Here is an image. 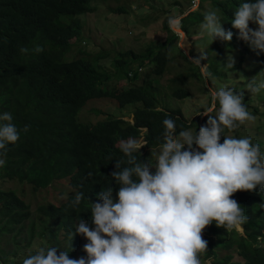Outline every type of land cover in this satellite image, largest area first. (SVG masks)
<instances>
[{
    "label": "trees",
    "instance_id": "16d2710c",
    "mask_svg": "<svg viewBox=\"0 0 264 264\" xmlns=\"http://www.w3.org/2000/svg\"><path fill=\"white\" fill-rule=\"evenodd\" d=\"M241 2L244 0H196V7L180 16L183 17L181 29L186 34L187 26L201 20L204 12L216 10L225 31L237 34L231 20ZM94 9L91 0H0V114L10 112L12 123L20 133L19 140L7 146L6 163L0 167V183L4 180L23 182L34 192L53 181H66L69 193L61 195L63 198L59 202L36 201L33 210L43 215L47 247H57L58 252L67 250L70 258L81 237L74 229L78 217L94 227L89 201L98 202L97 194L107 187L118 191L119 185L110 173L115 170V160L125 159L119 148L120 141L141 137L145 143L143 149L161 145L162 121L166 114L176 120L177 133L191 126L198 132L207 121L203 115L185 119L178 107H158L156 92L146 78L141 75L142 79L136 82V70L140 65L149 62L147 73L158 78L171 59L167 52L176 34L167 21L163 25L169 35L163 40L148 41L141 53L130 48L118 50L110 60L112 70L104 71L97 60L104 53L89 59L80 45L88 38L81 34V20L77 15ZM64 16L68 19L60 20ZM36 46L43 51L35 52ZM21 48H27L28 52H21ZM240 49L241 54H249L252 61L264 63V53L257 54L247 42L243 41ZM180 54L189 60L182 51ZM221 54L220 50L216 58ZM137 60L135 70L131 63ZM120 70L126 83L107 84L110 76ZM170 94L180 98L186 96L187 91L174 86ZM92 99L121 109L131 104L125 111L131 119L110 112L100 117V111L94 107H91L92 113L98 116L93 122L77 119V111ZM136 101L141 105L135 106L133 102ZM25 125L29 126L27 132L23 131ZM261 125L264 139V123ZM228 131L225 129L222 135ZM141 149L137 155L142 162ZM16 190L15 186L0 188V245L12 239V235L5 236V232L14 230L16 234L27 228L24 246L35 233L30 200L22 194L23 189L17 191L22 195ZM78 191L83 192L85 198L73 207L71 201ZM232 198L245 209L248 218L242 225L243 234L218 228L213 222L203 231L208 251L201 257H211V264H264V189L238 191ZM60 229L62 232L58 233ZM71 232L74 235L70 248ZM232 247L239 259H232L229 252ZM0 251V263L17 260V248L11 253L3 252L0 246ZM79 253L83 254L82 248Z\"/></svg>",
    "mask_w": 264,
    "mask_h": 264
},
{
    "label": "clouds",
    "instance_id": "9594fccd",
    "mask_svg": "<svg viewBox=\"0 0 264 264\" xmlns=\"http://www.w3.org/2000/svg\"><path fill=\"white\" fill-rule=\"evenodd\" d=\"M182 19H168L170 28L181 35ZM250 23L256 25L255 29L249 27ZM231 25L253 51L264 53V0L239 3ZM199 28L200 35L211 42H228L233 36L221 27L216 10L204 12ZM20 51L27 53L28 49ZM34 51L43 49L36 46ZM233 63L230 59L228 67ZM201 75L211 76L205 65H201ZM247 89L260 92L264 80L252 79ZM208 95L209 105L198 114L206 116L207 121L198 132L190 127L177 133L176 120L166 114L163 143L154 165L138 159L144 142L131 137L120 141L125 159L115 160V170L110 173L119 185L115 199L111 187L102 190L97 194L98 202L89 201L94 227L78 217L74 228L75 234L87 240L82 248L86 256L70 258L67 250L39 247L21 264H202L201 255L208 251L203 238L206 227L214 222L218 228L243 234L242 225L248 218L232 196L238 191L264 189V154L251 136L222 133L225 129L234 131L256 117L248 110L243 92L224 86L208 89ZM12 120L10 112L0 114V167L6 163L7 146L20 138ZM28 128L25 125L23 131ZM84 198L83 192H76L71 205H80ZM73 235L69 233L70 248ZM211 259L203 264H211Z\"/></svg>",
    "mask_w": 264,
    "mask_h": 264
},
{
    "label": "rangeland",
    "instance_id": "374dc122",
    "mask_svg": "<svg viewBox=\"0 0 264 264\" xmlns=\"http://www.w3.org/2000/svg\"><path fill=\"white\" fill-rule=\"evenodd\" d=\"M91 2L95 5L94 10L77 15L81 20V34L84 38H88L81 42L80 45L84 47L89 59L98 53H104L103 56L97 57L104 71L112 70L110 60L114 58L118 50L130 48L135 53L143 52L148 41L159 42L169 35L168 30L163 25L164 21L168 22L169 17L181 16L187 10L194 9L197 5L195 4L196 0H91ZM116 7H120V9L112 10V8ZM67 19L68 16L60 18V20ZM202 20L203 18L187 26L186 41L182 42V44L181 34L174 32L168 24L169 28L176 34V37L171 39V43L173 42L172 48L167 52L171 59L168 60L162 76L153 78L151 77L152 74L147 73L150 66L149 62L140 65L138 70H136L135 67L138 66L136 64L138 60L134 63L132 61V68L134 67L136 70V82L146 78L145 81H148L154 92H156V105L158 107H178L185 119L198 115L199 112H203V109L209 105L208 89L210 88L218 90L220 87L227 86L237 92H243L244 102L248 110L256 117V120L239 126L237 128L238 131L229 130L226 135H237L236 137L251 136L254 143L258 142L260 144L261 152L264 154L263 127H260L264 123V89H261L258 93H252L247 89V85L252 79L257 82L264 80V63L252 61L249 54H241L240 48L243 45V40L239 38L237 29H234L237 34H233L231 41L228 42L219 39L211 42L207 36L202 37L199 28ZM221 27L224 29L222 22ZM249 27L255 29L256 25L250 23ZM184 43L185 46L187 45L186 47H183ZM220 50L222 54L217 59L216 55L217 53L219 54ZM180 51L191 61H186L181 56ZM230 59L234 61L231 68L228 67ZM200 60L202 61L200 62ZM196 64L198 65L197 68L194 66ZM201 65L207 66L208 71L211 73L210 77L205 78L201 75ZM120 75H123L122 70L117 71L114 76L111 75L106 81L107 84H115L116 86L125 84L126 79ZM141 75L144 77L141 78ZM174 86H181L186 89L187 95L180 98L172 96L170 89ZM133 103L135 106L141 105L139 101ZM126 106L127 108L123 109L120 107L115 108L110 103L92 99L77 111L76 116L77 119L83 122H93L98 115L104 117V112H110L115 115L120 114L122 118L130 120V114L125 111L130 109L128 107H131V104ZM91 107L98 109L100 114H93ZM253 108L255 110H252ZM191 128L193 127L191 126ZM234 132L235 134L233 135ZM137 140L143 142L141 137H138ZM159 148L160 145L149 149L142 148V162L148 161L154 165L155 156ZM14 186L18 190L23 189L22 194H24L26 199L30 200L31 217L35 223V233L30 242L24 246L23 242L26 237L24 234L27 232V228L16 234L13 232L14 230L5 232V236L12 235V239L7 241L8 244L2 242L0 246L3 247V252L11 251V253L17 248L15 252L17 253L15 259L17 260H6L4 264H21L22 259L29 253H34L39 247L47 248V233L46 230L44 231L43 215L33 210L34 203L46 200H52L57 203L63 198L61 195H65L64 193L69 190L64 179L53 181L46 187L34 192L28 189V184L26 185L23 182L4 180L0 183V188L3 189ZM116 192L113 191V199H115ZM17 193L22 195L20 192ZM60 232H62V229L58 231V233ZM85 243H87V240L81 235L73 258L86 256L84 252L81 255L79 253V249L83 248ZM233 250L234 247L229 249L232 259H239ZM0 253L2 254L1 251ZM207 259L208 257H201L202 262Z\"/></svg>",
    "mask_w": 264,
    "mask_h": 264
},
{
    "label": "bare ground",
    "instance_id": "6f19581e",
    "mask_svg": "<svg viewBox=\"0 0 264 264\" xmlns=\"http://www.w3.org/2000/svg\"><path fill=\"white\" fill-rule=\"evenodd\" d=\"M185 41H186V37H185V35H182L181 36V44H182V42H185ZM183 47H186L185 43H184Z\"/></svg>",
    "mask_w": 264,
    "mask_h": 264
},
{
    "label": "water",
    "instance_id": "95a60500",
    "mask_svg": "<svg viewBox=\"0 0 264 264\" xmlns=\"http://www.w3.org/2000/svg\"><path fill=\"white\" fill-rule=\"evenodd\" d=\"M181 31H182L183 35H185V33H184V31H183L182 29H181ZM181 36H182V35H181ZM181 36H180V37H181Z\"/></svg>",
    "mask_w": 264,
    "mask_h": 264
}]
</instances>
